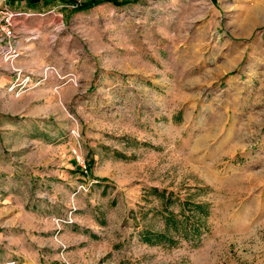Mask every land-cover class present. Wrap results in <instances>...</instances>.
Segmentation results:
<instances>
[{
  "label": "rangeland",
  "instance_id": "obj_1",
  "mask_svg": "<svg viewBox=\"0 0 264 264\" xmlns=\"http://www.w3.org/2000/svg\"><path fill=\"white\" fill-rule=\"evenodd\" d=\"M6 10L0 264H264V0ZM153 188L208 205L198 245L139 241Z\"/></svg>",
  "mask_w": 264,
  "mask_h": 264
},
{
  "label": "trees",
  "instance_id": "obj_2",
  "mask_svg": "<svg viewBox=\"0 0 264 264\" xmlns=\"http://www.w3.org/2000/svg\"><path fill=\"white\" fill-rule=\"evenodd\" d=\"M21 0H9L12 4ZM27 5L37 7V5H47L55 0H24ZM64 5L72 6L74 12H84L95 6L110 4L114 7H124L129 4H136L140 0H58ZM91 164L87 166L90 167ZM157 195L161 200V210L159 215L163 221V228L155 230L150 227H144L137 231L139 241L148 246H166L168 248L176 247L180 242H190L198 245L202 241V236L209 231L207 220L209 216L208 205L201 202H195L190 198L181 200L172 192L165 190L159 192L153 188L149 191ZM177 204L179 210L174 212L172 205Z\"/></svg>",
  "mask_w": 264,
  "mask_h": 264
},
{
  "label": "built area",
  "instance_id": "obj_3",
  "mask_svg": "<svg viewBox=\"0 0 264 264\" xmlns=\"http://www.w3.org/2000/svg\"><path fill=\"white\" fill-rule=\"evenodd\" d=\"M0 14L2 15L1 17V21L3 23L2 26H0V32L5 34V35H8L10 32H9V29L12 27V21H13V18L15 17V15L10 12V11H4V12H0ZM51 70H54V68H50V69H47L46 71H51ZM17 72V79H16V82H14V84L9 88L10 91L12 90H15L16 88H20V87H23L24 85H26L29 81V76H27L25 78V80H22L21 82H17L18 81V78L19 76L21 75V72L20 71H16ZM80 166H81V172L83 174V176H86L88 174V168L86 165H84L83 163H80ZM79 190L81 191H86V187L85 186H80L79 187ZM6 264H20L16 261H8Z\"/></svg>",
  "mask_w": 264,
  "mask_h": 264
},
{
  "label": "crops",
  "instance_id": "obj_4",
  "mask_svg": "<svg viewBox=\"0 0 264 264\" xmlns=\"http://www.w3.org/2000/svg\"><path fill=\"white\" fill-rule=\"evenodd\" d=\"M8 81L7 80H5L4 78H1V80H0V92H2V87H4L3 85H6V83H7Z\"/></svg>",
  "mask_w": 264,
  "mask_h": 264
}]
</instances>
